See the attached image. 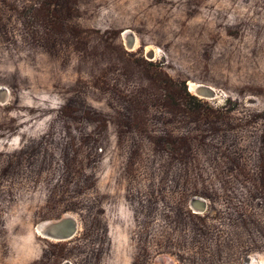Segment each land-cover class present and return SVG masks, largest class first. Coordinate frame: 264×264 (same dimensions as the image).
<instances>
[{
  "label": "rangeland",
  "instance_id": "rangeland-1",
  "mask_svg": "<svg viewBox=\"0 0 264 264\" xmlns=\"http://www.w3.org/2000/svg\"><path fill=\"white\" fill-rule=\"evenodd\" d=\"M0 89V264H264V0H0Z\"/></svg>",
  "mask_w": 264,
  "mask_h": 264
},
{
  "label": "water",
  "instance_id": "water-1",
  "mask_svg": "<svg viewBox=\"0 0 264 264\" xmlns=\"http://www.w3.org/2000/svg\"><path fill=\"white\" fill-rule=\"evenodd\" d=\"M197 91V93L203 97H212L213 95V91H211V89L207 86H202L198 88ZM194 201L195 199H192V202ZM41 226L43 230L46 231V235H53V237L62 241L69 240L75 235L73 234L75 231V225L70 223L68 216H64L56 221H45Z\"/></svg>",
  "mask_w": 264,
  "mask_h": 264
},
{
  "label": "bare ground",
  "instance_id": "bare-ground-1",
  "mask_svg": "<svg viewBox=\"0 0 264 264\" xmlns=\"http://www.w3.org/2000/svg\"><path fill=\"white\" fill-rule=\"evenodd\" d=\"M128 33H129V31H128ZM135 35V34H134ZM128 43V42H127ZM129 44V43H128ZM130 45V44H129ZM136 46H137V44H136ZM130 47V46H129ZM190 85V91H193V92H198L197 91V89L198 88H200V87H202L201 85H198V84H189ZM208 87V86H207ZM209 89H211V91H213V95L215 94L214 92V89L213 88H211V87H209ZM1 90V89H0ZM5 90V89H4ZM2 92V91H1ZM5 92V91H4ZM3 92V93H4ZM7 94H9V93H6V95ZM5 95V94H4ZM197 95L199 96V97H201V98H207V97H203L202 95H200L199 93H197ZM213 95H212V97H213ZM1 98V97H0ZM3 101V100H2ZM5 102V101H4ZM4 102H3V104H4ZM1 103V102H0ZM196 207L198 208V209H201V210H203V204L201 203V202H199V201H197V203H196ZM68 219L70 220V223H73L74 225H75V231H74V233L73 234H75L76 233V231H77V221H76V219L74 218V217H72V216H68ZM44 222H42V223H40L39 225H38V227H37V231H38V233L41 235V236H43L44 238H46V239H50V240H52V241H62V240H60V239H57V238H55V237H53V235L52 236H48V235H46L47 233H46V231L45 230H43V228H42V224H43Z\"/></svg>",
  "mask_w": 264,
  "mask_h": 264
}]
</instances>
